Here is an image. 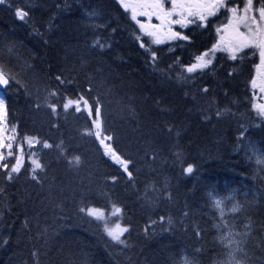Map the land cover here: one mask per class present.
<instances>
[{
	"label": "trees",
	"instance_id": "trees-1",
	"mask_svg": "<svg viewBox=\"0 0 264 264\" xmlns=\"http://www.w3.org/2000/svg\"><path fill=\"white\" fill-rule=\"evenodd\" d=\"M91 7L102 25L88 23L84 11ZM16 9L27 18L19 19ZM223 17L182 27L188 40L152 45L117 0H0V63L23 90L43 85L55 92L50 100L57 106L53 114L33 107L20 91L10 95L11 82L10 94L2 93L19 135L52 147H39L44 167L36 179L31 162L11 181L0 169V264H181L184 255L195 264H218L230 248L214 226L219 214L212 191L232 194L242 206L237 220L233 214L227 220L249 231H240L248 236L237 257L264 264V182L243 140L264 152V123L254 121L246 97L257 55L217 54L207 69L185 71L213 44ZM98 38L105 47L94 46ZM79 96L102 105L103 133L113 138L105 143L129 161L127 172L101 151L95 134H85L94 116L83 104L80 112L63 108ZM75 156L81 163L70 166ZM189 164L193 173L186 174ZM113 204L121 215H108ZM87 207L103 210L110 226L128 227V246L111 241L104 222L80 211Z\"/></svg>",
	"mask_w": 264,
	"mask_h": 264
},
{
	"label": "snow or ice",
	"instance_id": "snow-or-ice-1",
	"mask_svg": "<svg viewBox=\"0 0 264 264\" xmlns=\"http://www.w3.org/2000/svg\"><path fill=\"white\" fill-rule=\"evenodd\" d=\"M121 6L125 9V11L131 12V19L136 21L139 25L141 33L143 35H147L153 38V42L156 44L163 43V40L160 39V36L164 34V30L166 29V38L170 40L182 39L188 40L187 36L182 35L180 32L173 31V25H180L181 27H187L189 24L199 22L200 26L206 25L209 17L216 16L222 9L231 15L228 17V23L222 25L223 31L229 35V39L225 42L224 37L222 36L220 40L217 41V44L213 45L212 49L208 52L203 53L199 56L195 57V63H192L188 66L185 71L187 73H195L196 71H203L207 69L210 65H212V59H208L207 57L214 55V53L219 51H226L229 54L230 59L236 60L241 54L244 53L245 49L256 50L259 55V63L255 65L257 76L253 77L251 80V87L253 90L259 88L260 92H264V0H239V2L243 3V8L240 9L238 7H228V4L233 3L234 0H171V7H165V0H135V2H129V0H119ZM259 4V7L256 5ZM140 9L141 11H137ZM16 15L19 19L25 20L27 18L26 12H21L17 10ZM138 16H147L149 20L152 17H155L160 21L159 25H145L140 22ZM175 17V18H174ZM241 28L245 29L241 31ZM217 33L221 32V28L216 29ZM137 39H141V37H137ZM94 46L96 47H104L98 38L94 41ZM142 48L145 47V44L142 42L140 45ZM150 50V49H146ZM13 51L12 48H9V52ZM153 62L156 61V53H152ZM14 77L12 75H5V66L0 63V85H8L10 80H13ZM57 79H60L57 77ZM259 79V82H258ZM205 92L208 89H204ZM50 95H56L55 92ZM81 104H83L84 108L88 111L89 116H94L92 121L93 127L96 129L95 133H93L92 129H86V135H96V138L100 140V143L106 149V155H110L117 163H119L124 171H128L129 161L126 159H122L120 155L117 154V151L112 147L111 143H105V141H111L113 138L111 136L103 137V129L101 123L102 117V105L97 100L95 105H90L89 101L84 98V96H79L76 100L67 99V101L63 104V108L67 111L72 106H75V110L80 112L82 110ZM52 109L53 114H56L57 106L55 104L49 105ZM253 108L257 110L258 115L264 117V104H254ZM226 110H221L216 112L217 117H221L224 115ZM209 117H205L208 119ZM8 124L7 120V110L5 105L4 98L0 97V150L7 149L8 156H14L16 163L9 167L8 163L0 164V167L8 169L7 179L9 181L14 179V175L16 173L21 172V167L23 165V148L21 146H17L19 150V155H15L14 151V141L16 140V136L6 137L5 133L9 131L6 128ZM171 130V129H169ZM11 132H16V126L12 125ZM244 132H241V136H244ZM179 135V133H177ZM103 137V138H102ZM26 142L31 146L33 143H41L35 137H27L25 138ZM43 146L45 148H50L52 145L48 144L46 141L43 142ZM57 148L63 153V148L61 145H57ZM253 151L255 152V148L253 147ZM177 158L181 157V153H176ZM0 161H5V156L3 151H0ZM32 178L36 179L37 170H43V165L36 158H32ZM81 163V159L79 156L73 157L69 164L70 166H78ZM258 164H264V159L258 158ZM183 172L186 174L193 173V165L189 164L186 168L183 169ZM129 177H131V172L128 173ZM115 180V177H113ZM4 192L3 188H0V193ZM209 199L212 201V206L219 212V216L221 218V222L214 225L218 230L223 231V229L227 228V232L219 237L221 242L227 240V247L231 248V251L228 253L230 259L228 264H248V261L245 256L237 258V252H244V248L242 247L243 241L247 238L248 233H233L228 224L224 221L225 213H226V205L225 201L230 200L231 197H219L214 191L209 192ZM112 213L108 214L111 216H119L122 214V210L120 207L113 204ZM242 206L239 204H233L231 209H227L230 213H237L241 211ZM80 211L82 213L86 212L89 217H93L97 221L104 222V232L110 238L111 241L115 242L118 245H124L127 247V242L123 238L124 235L129 232L128 227H122L120 223H116L115 226H110V221L108 220V216L104 213L103 210L99 208H81ZM164 217H161L160 220L164 221ZM171 219L168 220V223L171 224ZM153 225L156 223L152 222ZM247 227V226H246ZM199 235V233H197ZM240 236V240H236L233 237ZM36 255V253H33ZM181 264H195V261L190 259L187 255H184L181 260ZM222 264V262H221Z\"/></svg>",
	"mask_w": 264,
	"mask_h": 264
},
{
	"label": "rangeland",
	"instance_id": "rangeland-1",
	"mask_svg": "<svg viewBox=\"0 0 264 264\" xmlns=\"http://www.w3.org/2000/svg\"><path fill=\"white\" fill-rule=\"evenodd\" d=\"M119 2V0H117ZM168 3L165 1V7L166 8H170L171 7V0H167ZM235 1V0H234ZM129 2H135V0L133 1H129ZM120 4V2H119ZM121 5V4H120ZM228 7L231 8V7H238L240 9L243 8V3L239 2V0H236L234 3H230L228 4ZM137 11H141L140 9H138ZM16 12H17V9H16ZM15 12V13H16ZM85 14H86V19L88 21L89 24H91L92 26H95V25H102V15L101 13L97 10L96 7H91L89 8L88 10L84 11ZM130 16H131V12L130 11H127ZM221 13H223V19L220 21V24H218L217 26H215L213 32H214V42L213 44L207 49L205 50L204 52H202L201 54L203 53H206L208 52L210 49H212L213 45L217 44V41L221 39V37L223 36L224 37V40L225 42H227V40L229 39V35L227 33H225L223 31V28H222V25L224 24H227L228 23V17L231 15V13H228L226 12L225 10H221L216 16L220 15ZM215 17V16H214ZM175 18V17H174ZM210 18V17H209ZM96 19V20H95ZM138 19L140 20L141 23L145 24L146 26L147 25H159L160 24V21L157 20L155 17H152L150 20L147 16H138ZM87 23V22H86ZM194 24V23H193ZM96 27V26H95ZM221 28V32L220 33H217L216 29L217 28ZM137 28L139 29V31L141 32L140 30V27L139 25L137 24ZM182 27L180 25H173L172 26V29L173 31H177V32H180V29ZM245 29L241 28V31H244ZM166 32L167 30L165 29L164 30V34H162L160 36V39L163 40V43H168V42H171L173 40H170V39H167L166 38ZM142 34V33H141ZM143 35V34H142ZM147 39V41L152 44V45H156V43L153 42V38L152 37H149L147 35H144ZM161 44V43H160ZM104 47H105V43H103ZM103 48V47H102ZM251 52L252 53V56L256 53L257 54V62H260L259 61V55H258V51L256 52L255 50H249V49H245L244 52ZM250 53V54H251ZM199 54V55H201ZM217 54H222L223 56H225V58L227 59H230L229 57V54L226 52V51H219L217 50L214 55L212 56H209L207 57L208 59H212V61L214 62L215 58H217ZM197 55V56H199ZM195 59L193 61H191V63H189L186 68L188 66H190L192 63H195ZM256 62V63H257ZM253 64V63H252ZM256 65V64H255ZM255 65L253 64L252 66L250 65L248 67V73H247V80H246V93H247V98H248V107L252 110V112L254 113V115L256 116V120H254L255 122L257 123H264V117H261L258 115V112L256 109L253 108V105L254 104H264V92H260L259 91V88H257L256 90H253L252 87H251V80L253 79V77H256L257 76V72H256V68H255ZM247 71V69H246ZM5 74L8 76V75H12L10 72L6 71L5 70ZM13 76V75H12ZM14 79L13 80H10L11 84L13 85V88L11 87V91L12 93L10 94L9 90H5L4 92L6 94H10V95H13L14 93H16V91H20L22 93V96L24 95L25 99L30 102H32L31 104L33 105V107L35 106L36 108H42V109H49V110H52L49 105L51 104H54V102H52V100H50V97H51V93L48 91V89L41 85V86H35L32 88V90H23L22 88H20V85L22 84L21 80L19 78H16L15 76H13ZM258 82H259V79H258ZM18 87H17V86ZM10 86V85H9ZM16 88H19V89H16ZM0 97L4 98L3 95L0 93ZM5 100V99H4ZM6 105V103H5ZM73 108H75V106H73ZM6 110H7V106H6ZM27 113V112H26ZM7 120H8V115H7ZM12 125H15V123L11 124L9 121H8V124L6 125V128L9 129V131H7L5 133V136L6 137H11V136H16V140L13 142L14 143V151H15V155H19V150L17 148V146H21L22 145V148H23V166L26 165V162H31L32 158H36L39 160V158L37 157L38 156V152L40 150L39 147H42L43 144L40 146L37 145V143H33L31 146H29V144L26 142L25 138L27 137H35V136H30L28 135L27 133L26 134H23V135H19L18 133V130H17V127H16V132L13 133L10 131L11 129V126ZM95 128H93L94 130ZM92 130V131H93ZM96 131V129H95ZM93 131V133L95 132ZM103 137H107L104 133H103ZM102 137V138H103ZM244 142H245V145H244V150L247 151V155H246V158L249 162H252V164H254V166L256 167V173L260 174V178L261 180L264 182V164H258L257 163V160L258 158H262L264 159V152L262 153V150L258 147V143L251 140V139H247V137H244L243 138ZM100 142V140H98ZM106 142V141H105ZM38 146V147H37ZM253 147L255 148V152L253 151ZM101 151L105 154L106 153V149L104 148L103 145H101ZM0 151H3V154L5 156V161H0V164L2 163H8L9 164V167L13 164L16 163V160H15V157L14 156H8L7 155V152L8 150L7 149H3V150H0ZM106 155V154H105ZM111 161L112 163H114L115 165L117 166H120L122 167L119 163H117L110 155H106ZM32 164V163H31ZM21 167V169H22ZM0 169H3L5 170L6 172V176H7V172H8V169H5L3 167H0ZM254 192V191H253ZM246 194V193H245ZM225 197H231L230 200H226L225 201V205H226V213H225V217L223 218L224 221L228 224V217H229V214H233L232 217L236 216L233 218V220H237V213H230L227 211V209H231V207L233 206V204H237L236 202V198L233 197L232 194H228L227 196ZM219 214V212H218ZM218 223L221 222V218L220 216L218 215V220H217ZM245 222V221H244ZM247 223V222H246ZM237 224V223H236ZM243 224V223H242ZM236 227L235 225H233L232 222H229L228 226L231 228L232 232L233 233H240L245 231V232H249L247 231V228H244V229H240V231H237L234 229V227ZM239 225V224H238ZM240 225H241V222H240ZM244 226H245V223H244ZM227 228L223 229V231H221V235L225 234L227 232ZM234 239L238 240L239 236H234L233 237ZM225 245H227V240H225L223 242ZM230 251H231V248H230ZM237 256V255H236ZM239 258V257H237ZM230 257L226 258L224 261H222V264H228V261H229ZM218 264H221V262H219Z\"/></svg>",
	"mask_w": 264,
	"mask_h": 264
},
{
	"label": "water",
	"instance_id": "water-1",
	"mask_svg": "<svg viewBox=\"0 0 264 264\" xmlns=\"http://www.w3.org/2000/svg\"><path fill=\"white\" fill-rule=\"evenodd\" d=\"M6 75V74H5ZM6 77H7V75H6ZM9 84H10V81H9ZM9 84L8 85H0V89H5V88H7L8 86H9Z\"/></svg>",
	"mask_w": 264,
	"mask_h": 264
},
{
	"label": "flooded vegetation",
	"instance_id": "flooded-vegetation-1",
	"mask_svg": "<svg viewBox=\"0 0 264 264\" xmlns=\"http://www.w3.org/2000/svg\"><path fill=\"white\" fill-rule=\"evenodd\" d=\"M235 1H236V0H235ZM235 1H234V2H235ZM234 2H233V3H234ZM256 6L259 7V4H257ZM253 50H254V49H253ZM255 51H256V50H255ZM256 52H257V51H256ZM255 55H257V54L255 53ZM256 62H257V61H255L253 64H254V65H255V64L257 65V64L259 63V62H257V63H256Z\"/></svg>",
	"mask_w": 264,
	"mask_h": 264
},
{
	"label": "bare ground",
	"instance_id": "bare-ground-1",
	"mask_svg": "<svg viewBox=\"0 0 264 264\" xmlns=\"http://www.w3.org/2000/svg\"><path fill=\"white\" fill-rule=\"evenodd\" d=\"M96 20V19H95ZM15 80V79H14ZM263 153V152H262ZM227 256V255H226Z\"/></svg>",
	"mask_w": 264,
	"mask_h": 264
}]
</instances>
